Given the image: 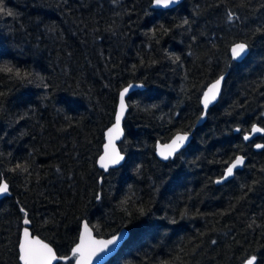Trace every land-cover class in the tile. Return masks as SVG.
<instances>
[{
	"label": "trees",
	"instance_id": "trees-1",
	"mask_svg": "<svg viewBox=\"0 0 264 264\" xmlns=\"http://www.w3.org/2000/svg\"><path fill=\"white\" fill-rule=\"evenodd\" d=\"M152 1L4 0L15 15H0V65L32 75L0 73V181L9 186L0 264H19L21 209L62 257L86 220L97 237L129 231L106 264H244L252 255L264 264V148L253 149L264 131L244 138L254 124L264 129V0H183L169 10ZM237 42L249 48L242 62L229 54ZM221 75L190 144L159 161L155 143L193 129L203 90ZM132 82L143 89L127 99L126 159L100 171L104 130ZM237 155L242 169L217 184ZM17 164L27 172L11 171Z\"/></svg>",
	"mask_w": 264,
	"mask_h": 264
},
{
	"label": "snow or ice",
	"instance_id": "snow-or-ice-1",
	"mask_svg": "<svg viewBox=\"0 0 264 264\" xmlns=\"http://www.w3.org/2000/svg\"><path fill=\"white\" fill-rule=\"evenodd\" d=\"M154 4L158 7L167 8L171 4L178 3L179 0H153ZM0 15L13 16L15 13L4 4V0H0ZM228 18L231 21L233 19V14L231 12L228 13ZM184 23H188L187 20ZM163 28V25H161ZM167 31V29H164ZM232 59H240L247 50L246 43H236L231 47ZM176 60H179V57H175ZM0 73L10 74L11 78L18 79L21 81L28 80L31 82L29 77L32 75L29 72H22L18 68H14L7 64L0 65ZM223 76H221L215 83H213L208 91L204 93V107L207 109L208 104L216 98V95L219 92L221 81L223 80ZM132 87V85H129ZM128 92V88H125L120 93V105L119 111L115 116V124L108 129V144L105 145V153L100 157V165L102 168L107 170L109 165L118 164L121 160L124 159L123 156L115 149L114 140L118 139L120 135H122L121 129V120L124 116V113L128 107L125 103V94ZM5 95V93L0 92V96ZM239 131V129H237ZM253 132H261L264 129L257 128L255 125L252 128ZM187 134L177 133L175 137L172 139L171 143L163 144L159 146V154L162 158L168 159L169 156L173 155L180 147L183 146L184 142L187 140ZM246 140L249 138L248 136L244 137ZM258 148H264V145H256ZM244 157L236 156L229 166L226 168L221 179L217 180L216 183H221L223 180H226L228 177L234 175V169L238 166L243 165ZM23 171L27 172V167L22 164H17L15 168L11 169V171ZM7 182L0 181V194L6 193L8 191ZM100 197L97 196V199ZM127 201H125L126 203ZM24 212V220L23 223L25 225H29L31 223L30 219H28L27 212L24 209H21ZM84 231L80 236V243L72 249L73 257H76V264H91V259L96 255L97 250H103L107 245L114 244L116 242V238L107 241H98L95 240L91 235V229L88 224H84ZM19 258L23 262V264H53L54 261L59 260H68L69 257H60L56 254L53 248L41 240L39 237L32 236L29 229L25 227L23 229V237L19 242ZM257 257L255 255L250 256L244 261V264H256Z\"/></svg>",
	"mask_w": 264,
	"mask_h": 264
},
{
	"label": "water",
	"instance_id": "water-1",
	"mask_svg": "<svg viewBox=\"0 0 264 264\" xmlns=\"http://www.w3.org/2000/svg\"><path fill=\"white\" fill-rule=\"evenodd\" d=\"M182 1H183V0H179L178 3L171 4V5H169L167 8L158 7V6H156V5L154 4V2L152 1L150 7H151V9H153V10H169V9H173V8H175L176 6L180 5V4L182 3ZM237 43H242V42H237ZM235 44H236V43H235ZM233 45H234V44H233ZM233 45H231L230 48H229V54H230L231 59H232V54H231V50H230V49H231V47H232ZM248 54H249V48L247 47V50H246L245 54H244L240 59H236V60L232 59V60L235 61V62H242V61L248 56ZM221 76H223V78L225 79V75H221ZM221 76H219L217 79H215V80H213L211 83H209V84L205 87V89L203 90V92H202V94H201V96H200V101H199L202 112H201L199 118L197 119L196 123L194 124L193 129H192L191 131H189V132H178V133H180V134H185V133L187 134V137H188V138H187V140L184 142L183 146L180 147V148H179V149H178L173 155L169 156L168 159H164V158H162V157L160 156V154H159V146H160V145H163V144L171 143L172 139L175 137V135H176L177 133L174 134V135H173V136H172L167 142H164V143L156 142V143H155L154 154H155L156 158H157L159 161H161V162H167L169 159H172L176 154H178L181 150L185 149V148L190 144V142H191V140H192V138H193V133H194L195 129L198 128V127H200V126H202V125L205 123L207 112L210 110V108H212V107L218 102L219 97H220V94H221V90H222V85H223L224 79L221 81L220 89H219L218 94L216 95V98H215L214 100H212V101L208 104L207 109H205V107H204V103H203V100H204V93L207 92V91H208V88H209L213 83H215L216 80H218ZM129 85H132V87H129ZM125 88H128V92L125 94V103H126V105H127V99H128V97H129L133 92H135V91H137V90H142V89H143V85H142L141 83L132 82V83H129L128 85H126L125 87H123V88L119 91V93H118L117 104H116V108H115V113H114L113 122H112V123H111V124H110V125L104 130V133H103V144H102V148H101V153L99 154V156H98L97 159H96V166H97V168H98L100 171H103V172H108L110 169H116V168H119L120 166H122V164L124 163V161H125V159H126V155L123 154V153L120 151V149H119V143H120V142L122 141V139L124 138L123 121H124V119H125V116H126V113H127L128 107H127V109H126V111H125V113H124V116H123L122 120H121L122 135H120V137H119L118 139H115L114 142H113V143H114V147H115V149L120 153L121 156L124 157V159L121 160L118 164L109 165V167L107 168V170H105L104 168H102L101 165H100V157H101L102 155H104V153H105V145L108 144V135H107V133H108V129L111 128V127L115 124V116H116V113L119 111V105H120V93H121ZM254 125H255L257 128H260L257 124H254ZM254 125H253V126H254ZM253 126L251 127L250 132H249L248 134L245 135V136H248V137H249V138L247 139V141H253V140H256V139L260 136V134H261V132H253V131H252ZM245 136H244V137H245ZM245 140H246V139H245ZM256 145H262V143L257 142V143H255V144L253 145V149H254L255 151H260L262 148H258V147H256ZM237 156H242V155H237ZM231 162H232V161H231ZM231 162H230V163H231ZM230 163H229V164H230ZM244 163H245V158H244ZM244 163H243V165H244ZM229 164L227 165V167L229 166ZM243 165L238 166L236 169H234V173H235L236 171H238V170H241L242 167H243ZM227 167H226V168H227ZM226 168H225V170H226ZM225 170H224V172H225ZM224 172H223V174H224ZM222 176H223V175H222ZM222 176H221V177H222ZM233 176H234V175H233ZM233 176L228 177L226 180H223L221 183H217V184H223V183L229 181L230 179H232ZM221 177H220L219 179H221ZM219 179H217V180H219ZM217 180H216V181H217ZM216 181H215V182H216ZM3 182H4V181H3ZM8 195H9V192H8V191H7L6 193H2V194H0V200H1L2 198H4L5 196H8ZM84 224H88V223L86 222V220H82V221H81L80 228H79V232H78V238H77V241H76V243L73 245V247L71 248V251H70L69 256H67V257H69V259L73 257V255H72V249L75 248V247L80 243V236H81V233L84 231V228H83ZM88 226H89V228L91 229V235H92V237H93L95 240H98V241H107V240H112V239L116 238V242H115L114 244L107 245V247H105L102 251L99 250V249L97 250L96 255L93 256L92 259H91V264H106L109 260H111V259H112V258H113V257L119 252V250L122 248V246L124 245V243L127 241L128 237H129V231H128L126 228H122V229H120L119 231H117L116 233H114L113 235H111V236H109V237H106V238H105V237H97V236L94 234V232H93V230H92V228L90 227L89 224H88ZM25 227H27V228L29 229V225H25V224L23 223V227H22L21 232H20L19 242H20V240H21L22 237H23V229H24ZM29 231H30V229H29ZM30 233H31V231H30ZM31 234H32V233H31ZM32 236L38 237V236L33 235V234H32ZM40 239H41V238H40ZM41 240H42V239H41ZM43 241H44V240H43ZM19 242H18V260H19V264H23V262H22V261L20 260V258H19ZM44 242H45V241H44ZM45 243H47V242H45ZM47 244H49V243H47ZM49 245H50V244H49ZM50 246H51V245H50ZM51 247H52V246H51ZM52 248H53V247H52ZM53 250H54V248H53ZM54 251H55V250H54ZM60 257H62V256H60ZM69 259H68V260H69ZM68 260L54 261L53 264H57V263H59V262H66V261H68ZM72 264H76V257L73 258Z\"/></svg>",
	"mask_w": 264,
	"mask_h": 264
}]
</instances>
